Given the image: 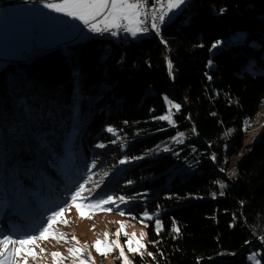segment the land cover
Masks as SVG:
<instances>
[{"label":"trees","instance_id":"trees-1","mask_svg":"<svg viewBox=\"0 0 264 264\" xmlns=\"http://www.w3.org/2000/svg\"><path fill=\"white\" fill-rule=\"evenodd\" d=\"M89 36L0 69V199L16 204L0 235L38 233L87 173L105 209L153 217L135 264H264V125L244 143L264 108V0H191L160 40Z\"/></svg>","mask_w":264,"mask_h":264},{"label":"rangeland","instance_id":"rangeland-1","mask_svg":"<svg viewBox=\"0 0 264 264\" xmlns=\"http://www.w3.org/2000/svg\"><path fill=\"white\" fill-rule=\"evenodd\" d=\"M190 1L191 0H186V3L181 5L180 8L174 9L172 12H170L167 16L168 22L174 20ZM59 2L60 0H52L42 3H18L0 7V69L7 61H33L34 57H38L37 55H40L43 52L48 54L52 51L46 50L45 48L34 49L33 41H36L40 47L43 45L47 47H50V45L56 46L60 43V45H57L55 48L62 49L63 47L72 44L68 41L73 40V33L78 32V37L73 42L84 41L87 39V36L92 34L91 31H88V27L81 21L75 20L71 17L65 16L63 13H57L49 8L44 7L45 3ZM139 33L141 36H145L144 32ZM130 35L131 34L129 33L126 35H121L118 33L116 36H112L109 33L107 34V37L119 41L122 38H134L130 37ZM23 48H25V50L22 51ZM17 51H19L20 55L15 57ZM11 97L12 100L15 101L20 99V97L15 94H12ZM262 125H264V108L259 113L253 125H244V131L248 135L247 139L244 141L245 144L252 140ZM34 140L35 144H37V142L41 144L45 143L43 138L37 137V139ZM71 141L72 143L68 150L74 149L76 147L75 141ZM32 150L33 153L37 155V157L39 156L42 159H45V156L41 154V151L37 146ZM89 150L94 152L93 148H90ZM73 155H76V153ZM238 160L239 157L235 156L230 159V164L236 163ZM230 164H227L226 166L229 170ZM20 168L21 167L19 165L16 166V175L18 176L20 175ZM88 176L89 175L87 173L84 174L82 181L87 179ZM91 183L93 182L90 181L86 184L87 188L84 192V196L88 197V200H86L88 202L96 200L93 197L96 185H91ZM43 184L44 183H40V185ZM37 186L39 185H36V187ZM69 186L70 185L68 184L67 188H69ZM13 187L15 188V191L20 190L22 195L24 194L25 190L28 191V186L24 185L23 181H20L19 183L16 182ZM63 188L64 186L59 185V193H62V195L65 194L63 195V199L67 200L70 198L69 196L73 188L70 189V192L66 193L63 191ZM60 198L62 197L60 196ZM10 201H12V199H10ZM15 207L16 204L10 205L0 199V222L5 217L6 211H13L12 209ZM23 210L24 209L21 206L17 211L18 218H22L20 215L24 214L22 212ZM81 211L84 213L83 217L75 207L69 208L65 215H62V220L67 221V224H65L63 227H58L55 230H53L54 228L52 226V231L58 234H63V239L58 241L57 239H53L51 236H49V238L46 240L37 241L35 245H29L28 247L32 248V250L35 252L36 258L33 259L32 257H28L27 264H54L51 256V253L53 252L60 254L57 264H61V262L62 264H72V259L69 257L68 249L74 248L76 246L72 239L73 237L79 241L80 247H84L85 245L87 246L82 258H86L87 254L90 253L93 264H122V261L119 259V249L113 248L111 251H108L106 255L102 256L96 251L94 247H92L97 240H100L101 250L104 251V234L108 233L107 242L110 244L113 240L117 239L115 233L116 230L120 228L121 224L124 225V228L119 237V243L124 247L125 255L132 262V264H135L133 261L134 256L144 255L146 253L147 237L146 229L143 225L133 222L130 217L124 215L121 216L119 214L120 212L107 211L104 206L103 209H85V207L82 206ZM22 219H24L25 222L29 221V217L26 215L23 216ZM38 219L39 217H37L34 222L38 221ZM4 228L5 224L3 223L0 227V230ZM7 233L8 232L5 229L4 233L0 235V238H2L3 235H7ZM124 233H127V235H124ZM141 233H145L143 239H141ZM133 234H135L136 240H140V242L145 245L144 248L140 249L139 253L129 252L125 244L127 240L132 238ZM41 249H43V252L40 251Z\"/></svg>","mask_w":264,"mask_h":264},{"label":"snow or ice","instance_id":"snow-or-ice-1","mask_svg":"<svg viewBox=\"0 0 264 264\" xmlns=\"http://www.w3.org/2000/svg\"><path fill=\"white\" fill-rule=\"evenodd\" d=\"M185 3L186 0H153L152 8L150 9L152 12V30L159 34L160 29L157 20L160 23H163L165 17H167L170 12L174 9L180 8V6ZM44 7L81 21L91 32H108L111 29H123V31L132 36H136L139 32L148 31V28L141 27V24L143 23L141 16L144 14V9L147 7L145 0H60L59 3H45ZM110 34L116 36L118 32L110 31ZM218 44L219 42H216L212 47L215 48ZM168 66L171 68L170 62ZM170 107L175 108L177 111L180 109L179 104H171ZM158 119L167 120L170 124L174 123L171 115L160 116ZM107 130L109 132H114L111 128ZM180 135L182 136L183 134L181 133ZM97 147H104V145H97ZM213 159H215V157H213ZM120 163L124 164L127 163V161L121 160ZM92 167H95V164H93ZM89 171H91V169H89ZM90 179L91 176H88L87 179H85L83 183H80L75 191L70 194V203L67 204V207L61 206L58 210L52 211L51 215L47 217L46 223L42 225L38 233L25 235L15 239L9 235H4L0 238V264H27L28 257H32L33 259L36 258L35 252L32 248L28 247L29 245H35L37 241L46 240L49 236L58 241L63 239V234L53 232L52 226L58 221V218L67 211V208L76 207L77 211L83 217L84 213L81 211V206L88 209H103V206L105 205L116 203L112 196H108L104 199H96L84 204V201L88 200V197H85L82 194L85 192V185ZM221 187H223V185H221ZM119 200L121 203L127 202L123 196H120ZM106 210L112 211L111 208ZM119 214L123 216L125 213L121 211ZM133 219H135V217H133ZM152 219L153 217L145 212L141 217L140 222L144 227H147V224H144V221ZM64 223L67 224V221H64ZM123 228L124 225L121 224L120 228H118L115 233L117 239L113 240L110 244L107 242L108 233L104 234V251L101 250L100 240H97L92 247H94L102 256L106 255L107 252L111 251L113 248L119 249V259L122 261V264H132L125 255L124 247L119 243V237L123 232ZM161 228V222L157 219L155 221L157 234H159ZM172 231L179 234V228L176 227L175 224L172 227ZM124 235H127V233H124ZM144 236L145 233H141V239H143ZM72 239L76 245L74 248L68 249L72 264H93L90 253L87 254L86 258H82L87 246L80 247L79 241H77L75 237ZM261 242L264 243V237H261ZM125 244L128 251L134 253H139L140 249L145 247L140 240L135 239V234H133L132 238L127 240ZM40 251L43 252V249ZM148 255L152 256V253L149 252ZM51 256L54 264H57L60 254L53 252L51 253ZM257 256H259V253L251 255L249 260L253 261L254 264H260V260L256 259Z\"/></svg>","mask_w":264,"mask_h":264},{"label":"built area","instance_id":"built-area-1","mask_svg":"<svg viewBox=\"0 0 264 264\" xmlns=\"http://www.w3.org/2000/svg\"><path fill=\"white\" fill-rule=\"evenodd\" d=\"M147 7L144 9V14L141 16V20L143 21V23L141 24V27H146L148 28L147 32H144L145 35H157V33L152 30L151 28V24H152V20H151V16H152V12H151V8H152V4H153V0H145ZM165 20H168L167 17H165ZM157 24L159 25L160 22L157 20ZM121 30V29H119ZM117 30V31H119ZM92 34H107V32H92Z\"/></svg>","mask_w":264,"mask_h":264},{"label":"crops","instance_id":"crops-1","mask_svg":"<svg viewBox=\"0 0 264 264\" xmlns=\"http://www.w3.org/2000/svg\"><path fill=\"white\" fill-rule=\"evenodd\" d=\"M31 3H39V2H31ZM101 27H102V26H101ZM88 31H89V30H88ZM88 31H87V33H88ZM110 31H117V29H111ZM110 31H108L107 34H109ZM117 32H118V31H117ZM107 34H106V35H107ZM72 36H73V40H69V41H68L69 43H73V41L78 37V32L73 33ZM130 37H134V39H137V38H140V37H142V36H141L140 33H137L136 36H132V35H130ZM33 42H34V49L45 48L46 50H53V49H57V48H55L57 45H60V43H59V44H57L56 46H55V45H54V46H51V45H50V47H47V46L43 45L42 47H40V46H38V43H36V41H33ZM75 42H79V41H75ZM23 50H25V48H23L22 51H23ZM22 53H23V52H22ZM19 55H20V53H19V51H17L15 57H17V56H19ZM18 59H19V58H18Z\"/></svg>","mask_w":264,"mask_h":264},{"label":"bare ground","instance_id":"bare-ground-1","mask_svg":"<svg viewBox=\"0 0 264 264\" xmlns=\"http://www.w3.org/2000/svg\"><path fill=\"white\" fill-rule=\"evenodd\" d=\"M166 25H167V20H165L163 23H160V24L158 25V27H159V29H160L159 34H157V35H147V36H154V37H156L158 40H160V39H161L162 31H163V29L166 27ZM118 33L121 34V35H126V34H127V32L123 31V29L119 30ZM96 35L104 36V35H106V34H90L89 37H94V36H96ZM44 55H46V53L43 52L42 54H40V55H38V56L43 57ZM81 152H82V151H81ZM10 183H11V182H10ZM10 185H11V184H10ZM28 191H29V190H28ZM9 192H12V190H10ZM26 192H27V191H26ZM26 192H24V193H26ZM22 216H25V215L23 214ZM6 217H7V216H5V217L2 219V221L0 222V225H2L3 223L6 224Z\"/></svg>","mask_w":264,"mask_h":264},{"label":"water","instance_id":"water-1","mask_svg":"<svg viewBox=\"0 0 264 264\" xmlns=\"http://www.w3.org/2000/svg\"><path fill=\"white\" fill-rule=\"evenodd\" d=\"M49 1H52V0H15V1H8V2H4V3H0V7L1 6L18 4V3H31V2H39V3H42V2H49ZM36 58H41V56H38ZM36 58L34 57V59H36Z\"/></svg>","mask_w":264,"mask_h":264}]
</instances>
